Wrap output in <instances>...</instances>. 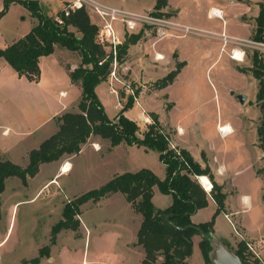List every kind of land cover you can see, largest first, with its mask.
<instances>
[{"label":"rangeland","instance_id":"1","mask_svg":"<svg viewBox=\"0 0 264 264\" xmlns=\"http://www.w3.org/2000/svg\"><path fill=\"white\" fill-rule=\"evenodd\" d=\"M97 1L134 13L158 17L160 20L173 24H175L174 17L177 16L178 21L190 25L186 27H190L192 30L184 32L182 26L178 24H175L172 29L145 23L131 34H125L124 29L120 26L122 45L128 36H138L139 40L136 44L139 42L141 45L151 43L153 46L166 37L172 54L175 52L183 54L184 60L182 61H185V64L181 63L177 55L174 57L176 69L180 64H184L181 70L187 66L186 71L181 73L180 70L174 88V93L181 104L179 113L189 111V107L197 112H201L203 108L215 110L224 118L240 120L245 125L244 130L247 135L252 132L248 131L247 127L254 125L253 120L258 125L261 124L262 109L257 104V99L254 101L252 97L257 91L256 81L254 82L252 78L242 79L239 77L236 71L241 66L240 63L232 61L228 54L221 52V43L212 37L221 38L223 48L226 45L238 46L243 53V68H239V71H251L255 55L264 59V43L259 39H254L255 33L243 39L230 36L225 32L227 28L229 33L240 35L249 33L250 30L241 23L240 19L243 17L244 23L255 25L254 14L258 16L259 1L167 0L164 7L161 5L157 7V0ZM70 2L44 0L43 4L48 8L50 15L55 16L67 8L71 4ZM154 2L155 4H153ZM212 7L224 10L222 18L219 19L211 15ZM2 10L1 1L0 12ZM85 10L89 14L91 22L100 26L99 18L89 9ZM34 21L36 20L26 8L18 5L12 6L8 13L0 19V36L5 39L17 35L24 36L34 26ZM201 29L223 30V32L217 35ZM71 30L74 29L71 28ZM97 40H99L98 37ZM160 46L159 49H161ZM132 50L130 55L128 50L124 60L120 58L118 60L117 77L120 81L115 82L114 87L118 93L125 94L123 99L119 94L123 105L130 96L134 98L136 104L135 94L139 92L140 95L144 89L143 86H145L148 97L143 102L139 101L140 105L146 109V117L149 119L148 125H150L153 123L149 116L150 113L156 114V111H160L161 107L167 106V111L171 108L167 101V94L159 93L166 89L161 83L171 72L161 79H149L145 83L141 79L140 83L144 84L141 86L136 75H141L143 69L141 62H146L145 55L148 53L144 51L142 53V50L136 49V47ZM105 51L108 54L110 49L106 47ZM61 56L64 57L62 59L65 63L69 62L75 66L80 64L81 58L78 54L67 53ZM140 59L142 60L139 61ZM159 68L165 70L163 66ZM2 78L4 77H1L0 83ZM46 78L48 89L52 83L48 80L50 77ZM107 81L110 82V80ZM19 88L21 93L26 90L23 86H18ZM239 88L245 89L250 94V98L247 97L243 105L239 104L236 99L237 94L232 95ZM60 89L69 91L70 95L64 101L69 100L74 104L77 103L80 98L79 90L73 85H66L48 89L47 93L40 97L41 104L48 106L49 109L60 108V101H63L59 95ZM97 89V95L107 116L114 119L121 109L118 94H112L111 86L106 82L99 84ZM126 89H129V92ZM144 102H147L149 106L143 105ZM23 107L24 109L20 108V105L14 102L0 106V161H10L25 168L29 163V152L37 149L40 140L48 134L51 128H54V125H48L34 136L24 134L31 126L29 122L31 121L30 117L33 119L35 106L33 104L30 109L27 106ZM141 110L144 108L138 106L129 109L127 111L129 119L138 123L137 121L143 119L139 117ZM257 117H259L258 121ZM161 125L172 140L173 131H169L166 126ZM4 126H9L18 133H12L9 139H5L1 135ZM139 126L140 135L143 137L148 128L145 123L139 124ZM259 146L264 154V145L261 141ZM252 152L253 164L251 166H255L257 174L262 171L260 175L264 180V157L261 161L259 149L257 154L255 150ZM159 155L156 151H147L144 147H130L126 144L114 149L110 147L109 142L93 136L74 160L65 162V159L69 157L65 155L59 160H62V164L56 163L57 161L43 164L36 176L28 179V186H25L18 177L7 178L5 189L0 194V264H141L142 259L145 258V252L140 254L135 246H127L131 239L137 237L138 219L136 217L141 219V216L133 213L125 196L120 193L105 198L100 203L89 201L82 205L80 214L74 216V220L80 222L79 229L77 231L71 229L61 231L54 242L51 241L52 228L64 219L63 213L68 203L105 185L117 172L134 173L146 168L152 170L156 175L164 177L166 170ZM70 162L73 164L72 171L51 181L58 169L63 172L64 166ZM235 165L237 171H240L237 183H243L244 188L240 187L233 194L230 192L228 199L231 209L236 212L237 223L245 227L248 233L245 234L241 226L238 225H235L234 229L223 215L218 214L214 218V226L216 225L215 229L219 234H214L234 252L238 250L241 242L246 247V242L255 244L258 255L263 250L262 256H260L264 259V182L259 175H252V171H254L252 167L245 168L243 165ZM244 196H248V200H245ZM153 202L157 208L165 209L171 204L172 198L163 195L156 189ZM215 213L216 209L213 206H208L196 214L193 221L197 224L211 221ZM201 240L200 236L194 238V252L187 264H207L199 246ZM259 245H262L263 248ZM247 252L254 255V258L249 260L250 264H253L255 260H258L259 264H263L262 260L248 247Z\"/></svg>","mask_w":264,"mask_h":264},{"label":"trees","instance_id":"2","mask_svg":"<svg viewBox=\"0 0 264 264\" xmlns=\"http://www.w3.org/2000/svg\"><path fill=\"white\" fill-rule=\"evenodd\" d=\"M43 1L3 0L0 19L8 13L13 4H19L30 12L37 24L23 38L5 49H0V60H5L19 77L38 83L41 78L39 63L42 57L54 54L56 48L78 54L81 58L78 67L71 70V67L67 66V70L73 83L81 88V100L78 112H67L57 118L58 131L29 153V163L25 168L10 161H0V194L5 189L7 178L18 177L28 186V179L36 176L41 165L59 161L65 155L79 154L82 146L92 136L109 142L111 148L121 144L144 147L147 151L160 154V161L166 167V178L161 180L149 169L114 176L105 185L66 205L64 219L52 228L51 241H56L61 231L79 229L80 222L74 220V216L80 214L82 205L89 201L98 203L120 193L125 196L135 212L142 216L136 243L145 252L141 264H187L194 252L196 236L202 238L199 246L205 262L213 264L210 258V238L214 234V218L218 214L226 213L227 195L223 193L222 187L214 182L210 168H202L188 151L171 148L170 136L165 133L155 113L149 114L153 123L147 126V131L141 137L139 124L125 116V112L135 104L131 96L115 118L110 119L96 92L97 86L109 79L112 63V59H107V45L97 40L99 26L91 22L84 8L71 12L68 17L64 15V11L51 16ZM166 2L167 0H157V7L166 6ZM57 18H61L63 23L59 24ZM255 24L254 39L264 42V0L259 3ZM138 40V36H128L125 43L118 46V59L124 60L130 46L135 45ZM105 59L100 66L99 63ZM183 66L184 64L177 66L161 85L167 87L172 84ZM251 73L258 81L256 99L262 109L258 133L264 145V59L259 55L253 57ZM119 94L122 99L125 98L123 92ZM138 95L139 92L135 97ZM261 173L262 171H259V174ZM201 176H208L213 182L210 194L201 186L198 179ZM155 189L172 197V204L168 208L162 210L155 207ZM210 199L217 205L214 217L211 221L195 224L192 217L199 210L208 207ZM235 253L243 264H250L249 260L254 258L242 242ZM253 264H259L258 260Z\"/></svg>","mask_w":264,"mask_h":264},{"label":"crops","instance_id":"3","mask_svg":"<svg viewBox=\"0 0 264 264\" xmlns=\"http://www.w3.org/2000/svg\"><path fill=\"white\" fill-rule=\"evenodd\" d=\"M1 1L3 4V0H0V2ZM69 1H72V0H63V2H65V3H68ZM95 1H97V0H95ZM256 1L257 2L259 1V3H260L262 0H256ZM153 4H155V2ZM16 5L21 6L19 4H13L12 6H16ZM247 6H249V5H247ZM258 7H259V5H258ZM213 8H215V7H212V9ZM219 10H221V9L219 8ZM222 12L224 13V10ZM211 15L214 16L212 14V12H211ZM256 16H257V14H254V18H256ZM174 18H175L174 19L175 24H178L181 26H190L188 24H185V23L178 21L177 16ZM240 20H241V23L244 26H246V28H248L250 30L249 33H247L245 35L244 34L240 35L237 33H229L227 28H226L225 33L230 35V36H234L236 38H243V39L247 38L250 34L252 35L255 33L256 24L250 25V24L244 23L243 17ZM36 24H37V21H34V26ZM120 26H122V25L118 24V26H117L119 31H120ZM31 29H30V31H31ZM201 30L211 32V33H214L217 35H220L223 32V30L222 31L207 30V29H201ZM22 36L17 35L16 37H11L8 39H5L2 36H0V49L7 48L9 45H11L14 42L18 41L19 39L23 38L25 35L23 37ZM178 37H181V36H178ZM212 37H214L213 39L218 40L221 43V52H223L224 54H228L229 58L232 61H234L236 63H240L241 66H239L237 71H236L238 76L241 77L242 79H251L252 78L254 80V82L256 81L257 91H256V94L252 95V97L254 98V101H255V99L257 97V93H258V88H259L258 87V81L252 75L250 70H247V72H240L239 68H243L242 67V61H237V60H234V58H232V56L234 54L233 52L240 51L241 49H239V47L236 45H229V46L226 45L225 48H223V46H224L223 40L221 38H219L218 36H212ZM166 40H167V38L164 37L163 39L159 40L154 46L151 45V43L141 45V42H139L135 46L130 47L129 55H130V53H132V51H133L132 49H134L135 47H136V49L142 50V53H143V51L148 53V55H145L146 56V58H145L146 62H141V65L143 66V69L141 70V75L140 74L136 75L137 81L139 82V84L141 86L144 85V84L140 83L141 79H143V83H145L149 79H153V80L161 79L165 75L174 71L176 69V59L174 58L175 55H177V57L181 61V63L185 62V61L184 62L182 61V60H184L183 54H181V55L176 54V52L174 54H172V50L170 49V47H168L169 45H167ZM161 44H162V46H160ZM159 46L161 49H159ZM227 46H228V48L226 49ZM229 47H230V49H229ZM67 53L70 55L71 54L74 55L73 53H71L67 50H62V49L60 50L59 48H56V51L54 52V54L47 56V57H42L40 59L39 66H40V70H41V78H40V81L38 83L30 82L25 77H19L18 74L15 72V70L5 60H0V79H1V77H4V78H2V82L0 83V106H5V103H11L12 104V102H14L15 104H19L20 108L24 109L23 106H27V108L30 109L31 106H33V104H34L35 110L33 111V115H32L33 119L30 117L31 121L29 122L31 126L24 133V134H27L29 136L36 135L41 130L45 129L48 125H51V124L54 125V128H51V130L48 131V134L43 139L40 140L39 146L37 148H39L40 145L45 140L49 139L51 136H53L58 131V123L56 121V119L58 117L62 116L64 113H67V112H78V105H79L80 100H81V88L79 86L75 85L73 83V81L71 80L70 75H69V71L67 70V66H70L71 70H74L76 67H78L79 64L75 66V65H71L72 63L69 64V62L65 63V61L63 60L64 57H62L61 55L62 54L66 55ZM231 53H232V55H231ZM155 55H159V58L155 59ZM141 60L142 59H140L139 61H141ZM156 61H157V63H156ZM72 66H74L75 68ZM162 66L165 68L164 71L159 68ZM186 68H187V66H185L183 68V70H181V73L186 71ZM47 76L50 77V79L48 78V80L51 81V83H52V86H50L48 89H51L54 87H56V88L57 87H59V88L65 87L66 85H68V86L73 85L74 87H76L80 92V98L77 101V103L74 104L73 102H70L69 100L64 101L66 98L69 97L70 94L68 93L69 91H65L63 89L62 90L60 89L59 95H60V98L63 99V101H60V108L49 109L48 106H46L44 104L42 105L41 104L42 102L40 101V97L44 96L48 90L46 87V83H47L46 77ZM108 80H110V78ZM177 80L178 79L176 78L172 84H170L166 87V89L159 92L160 94L161 93L167 94V99H168L167 101L171 105V108L167 111L166 110L167 106L165 108L161 107V110L156 111V114L159 116L160 123L163 124L164 126H166V128H168L169 131H171V130L173 131V138L171 140V147L184 149V150L188 151L192 155V157L195 159V161L198 162L202 166V168H206V167L210 168V170L213 174V177H214V182H216L219 186H221L223 189V193H225L227 195L226 213H221V215H223V217L227 220V222L231 226H233V228L235 229V225H238V226H241V225H239L240 223L239 224L237 223V217L235 215L236 212H234V210L231 209L228 196H229L230 192H232V194H233V192L237 191L240 187L244 188L243 183L242 184L237 183V177H238V174L240 173V171H237L235 164H237L238 166L243 165L245 168L252 167L251 166L253 164V152H252V150H255L256 154H257L258 149L260 150V156L259 157L262 161L264 154H263V152L259 146V142H260L259 133H258L259 125L256 123L255 120H253L254 125L247 127V130L252 131V132L249 133V135H247L245 133V130H244L245 125L242 124L240 122V120L238 121L235 118H227V117L224 118V117L220 116L215 110L212 111L208 108H203V110L201 112H197V111H194V109H191V107H189L188 108L189 111L179 113V110L181 109V104L179 103V101L176 97V94L174 93V88H175V85L177 83ZM104 82L109 83L111 86V89H115V87H114L115 81L112 82L110 80V82L109 81H104ZM18 86H23L26 89L25 92L21 93V90H20V88L18 89ZM97 88H98V86H97ZM97 88H96V92L98 90ZM143 88L144 89L140 92L139 99L136 98L137 103L134 104V107L138 106L142 109L144 108V110H141L140 116H139L140 118H143V119H140L137 122L139 124L145 123L146 126H148V123H150V122H149V119L146 117V113H147L146 109H145V107L140 105V101H139V100H142V102H143V100H145L148 97V95H146L147 93H146L145 86H143ZM115 90L117 91V89H115ZM112 94L115 95L116 93L112 92ZM117 94H118V98H119L120 103H121V105H119V107L122 109L123 105H122L121 99L119 97L118 91H117ZM235 94H237L235 97L238 100L239 104H241L239 99H238L239 95H245L246 97L250 98V94L248 92H246L245 89H242V88L236 89V91H234V93H232V95H235ZM152 95H151V97H154ZM188 103L190 105V102H188ZM142 104L148 105L147 102L146 103L144 102ZM241 105H243V104H241ZM70 110H72V111H70ZM144 111H145V113H144ZM125 116L127 118H129V116L127 115V112H125ZM258 118L259 117H257V121H258ZM224 126L230 127V132H228L226 134H222L220 132L219 128H222ZM12 133L17 134L18 132H16V130H14V129H11V127H9V126L2 127L1 135L5 139H9ZM89 141H90V139L87 142H89ZM94 144L97 145V143H95V142H94ZM86 145H87V143L82 146L81 151L83 150V148ZM121 145L115 147L114 149L120 147ZM130 147H132V146H130ZM77 155L67 157L65 159V162H67V160H71V161L74 160V158ZM58 162H60V164H62V160L57 161L56 163H58ZM70 163H71L72 169H73V164H72V162H70ZM164 167H165V165H164ZM143 169H146V168H143ZM252 169H254V171H252V175H254V174L256 176L259 175L261 177V179L263 180L262 176L260 174H257V170H255V166H253ZM259 169H260V167H259ZM165 170H166V167H165ZM62 174H64V173L59 171V169H58L57 174L55 175V177H53L51 179V181H53L56 177H58ZM121 174H124V173L117 172V173H115L114 176L121 175ZM157 176L161 180H163L166 178V172H165L164 177H161L160 175H157ZM201 177H206L210 180V178L208 176H201ZM210 182L213 185V182L211 180H210ZM263 182H264V180H263ZM263 190H264V185H263ZM114 195H116V194H114ZM112 196H110V197H112ZM154 196H155V193H154ZM110 197H108V198H110ZM244 198H245V200H248V196H244ZM98 203H100V202H98ZM171 204H172V202H171ZM209 206H213L214 209H217V205L213 199H210ZM130 207L132 208L133 213L135 215H137V216L140 215V214L135 212V210L131 204H130ZM168 207H166V208H168ZM157 209H160V208H157ZM200 211H202V209L199 210L196 214H198ZM195 215L192 217V221H193ZM136 218L138 219V225H137V229H136L137 233L136 234H138V231H139L141 223H142V216H141V219L139 217H136ZM139 220H140V222H139ZM206 222H208V221H206ZM202 223H205V222H202ZM195 224H197V223H195ZM199 224H201V223H199ZM215 226H214V233L219 234L217 229H215L216 228ZM241 229L245 234L248 233V231L245 227L241 226ZM248 239L254 240L251 238H248ZM136 243H137V237H136V239H131L130 243L127 246L133 245V247L135 246L137 251L140 252V254L143 253L144 252L143 248L140 246H137ZM259 247L263 248L262 245L261 246L259 245ZM262 251L263 250H261V252ZM261 252H260V255H261ZM261 256H260V258L262 260V263L264 264V259ZM142 261H143V259H142Z\"/></svg>","mask_w":264,"mask_h":264},{"label":"built area","instance_id":"4","mask_svg":"<svg viewBox=\"0 0 264 264\" xmlns=\"http://www.w3.org/2000/svg\"><path fill=\"white\" fill-rule=\"evenodd\" d=\"M70 3L71 4L63 10L64 15L66 17H68L71 12L84 8V9H89L93 14H95L99 18L100 26H99L98 38L102 44L107 45L106 47L110 49V52H108L107 55V59H112L111 72L109 76L112 82L120 81L119 78L117 77V67L119 60L118 46L122 45L123 42L121 40L120 31L117 27L118 24L122 25L125 34L133 33L136 29H138L139 26L145 23L150 24L152 26H159V27L165 26L167 28H172V29L174 28L175 25L172 22L160 20L158 17L134 13L128 10L106 5L95 0H72ZM57 20L59 24L63 23L61 18H57ZM182 29L184 32H190V30H192L190 27H186V26H182ZM158 58L159 55H156V59ZM105 61L106 59L102 60L99 63V65L102 66ZM126 91L129 92V89H126ZM112 92L117 94V91L115 89H112ZM219 130L222 134H226L223 128H219ZM198 179L203 189L208 194H210L213 188L209 189V186H206L207 184L201 181V177H199ZM246 245L250 251L255 253L257 257L260 258V256L256 252L255 248L257 246H255V244L246 242Z\"/></svg>","mask_w":264,"mask_h":264},{"label":"water","instance_id":"5","mask_svg":"<svg viewBox=\"0 0 264 264\" xmlns=\"http://www.w3.org/2000/svg\"><path fill=\"white\" fill-rule=\"evenodd\" d=\"M264 43L263 41H261ZM238 99L241 104H244L247 100L245 95H239ZM215 234L211 235V245L212 251L210 253V258L213 264H243L240 257L229 247H227L224 242L216 237Z\"/></svg>","mask_w":264,"mask_h":264},{"label":"bare ground","instance_id":"6","mask_svg":"<svg viewBox=\"0 0 264 264\" xmlns=\"http://www.w3.org/2000/svg\"><path fill=\"white\" fill-rule=\"evenodd\" d=\"M211 12L214 15V17H216V18L220 19L223 16V12L217 8H213L211 10ZM233 55L234 56H232V58H234L235 60L243 61V53L241 51H236V52H234ZM222 128H223L224 132H226V133L230 132V127L224 126ZM71 169H72V166L70 163H68L64 166L63 173H68L71 171ZM201 181L204 182L205 184H207L206 186H209V189L213 188V185L211 184V182L208 178L201 177Z\"/></svg>","mask_w":264,"mask_h":264}]
</instances>
